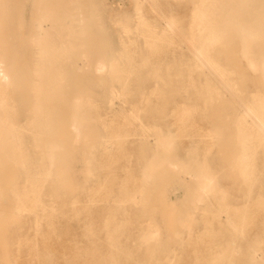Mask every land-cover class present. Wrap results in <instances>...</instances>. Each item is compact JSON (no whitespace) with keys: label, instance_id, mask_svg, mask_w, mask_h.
<instances>
[{"label":"rangeland","instance_id":"1","mask_svg":"<svg viewBox=\"0 0 264 264\" xmlns=\"http://www.w3.org/2000/svg\"><path fill=\"white\" fill-rule=\"evenodd\" d=\"M38 1L0 8V264H204L191 240L202 237L205 254L228 253L212 264H253L254 249L264 264V126L249 108L264 100V0H57L44 30L60 52L44 60ZM202 170L216 184L203 209ZM32 180L39 201L22 204Z\"/></svg>","mask_w":264,"mask_h":264},{"label":"bare ground","instance_id":"2","mask_svg":"<svg viewBox=\"0 0 264 264\" xmlns=\"http://www.w3.org/2000/svg\"><path fill=\"white\" fill-rule=\"evenodd\" d=\"M233 1V0H232ZM249 1H252V0H249ZM39 4L37 3V7H36V11H35V15H34V18H33V29H32V33H31V42L32 44L34 45H40V48L36 53H38L40 59L44 60V58L48 57V55L52 54L53 57H58L59 56V50L53 46H51V44L49 43V35H48V32L44 29H46V27L48 26V23H46V21L48 20V18L52 17V18H55V16L58 15L59 11H57L56 8H58V4L59 2H57V0H40L38 1ZM136 3V2H135ZM3 7V2L2 0H0V8ZM138 8V7H137ZM223 8V7H222ZM229 9V8H228ZM62 14H64L63 18L70 22L69 23V26L68 28L72 30V18L70 16V13L63 10L61 11ZM191 14V12H189ZM194 14V13H193ZM200 14V13H199ZM83 15V14H82ZM192 15V14H191ZM193 16V15H192ZM196 17V15H195ZM56 19V18H55ZM203 19V16L201 15L199 20H197L200 23H202ZM194 20V19H193ZM3 21V16L2 14L0 13V67L3 63V59H2V56H1V52H2V49H3V44L5 43V41L3 40V37H4V34H5V29L4 27H2V22ZM238 21V20H236ZM81 22V21H80ZM261 24V27L264 26V20H260L259 21V25ZM143 28L147 29V24L146 23H143ZM236 25V24H235ZM239 25V24H238ZM197 26V25H196ZM189 27V26H188ZM194 28V27H193ZM241 28V27H240ZM200 33H203L202 30H199ZM245 34V37L246 35H248L247 32H243ZM214 35V34H213ZM212 36V35H211ZM244 36V35H243ZM81 37V36H80ZM215 37H217L215 35ZM239 37V36H238ZM236 38V37H235ZM247 39V38H246ZM248 40V39H247ZM250 40V39H249ZM213 42V41H212ZM214 43V42H213ZM245 43V42H244ZM72 47V46H71ZM240 48V47H239ZM28 49V48H27ZM67 49V48H66ZM27 51V50H26ZM33 53V52H32ZM76 53V52H74ZM28 54V53H27ZM33 55V54H32ZM37 55V54H36ZM247 56V55H246ZM81 57V56H79ZM83 58V57H82ZM80 59V58H79ZM109 59V58H108ZM46 60V59H45ZM206 63V62H205ZM39 64V63H38ZM37 64V66H38ZM50 65V64H49ZM96 65H97V62H96ZM95 65V66H96ZM246 65V63H245ZM46 65L43 64L39 69H36L35 65L33 64L32 65V71L33 72H37L38 71H44L46 70ZM54 70H58L57 69V66L54 65ZM84 67V66H83ZM86 67V66H85ZM88 67V66H87ZM94 67V66H93ZM225 68V67H224ZM250 68H251V65H250ZM261 68V66H260ZM86 69V68H85ZM99 69L100 70H104V66L102 64L99 65ZM96 70V69H94ZM93 70V71H94ZM98 70V69H97ZM112 71H117L118 70V66H112L111 68ZM197 70V69H196ZM3 71H5L3 69ZM86 71V70H85ZM213 71V70H212ZM262 71V70H261ZM107 72V71H106ZM206 72V71H204ZM260 72V71H259ZM98 73V72H97ZM190 73V72H189ZM39 74V73H38ZM214 74V73H213ZM219 74V73H218ZM260 75V74H259ZM4 76L3 72H2V69H0V78H2ZM216 77V76H215ZM219 77V76H218ZM217 77V79H218ZM7 78V77H5ZM187 79V78H186ZM263 79V78H262ZM6 80V79H5ZM219 80V79H218ZM34 81V80H33ZM221 82V81H220ZM187 83V82H186ZM191 85V84H190ZM11 90V89H10ZM175 90V89H174ZM184 92V91H182ZM33 94V93H32ZM121 97V96H120ZM5 98V97H4ZM113 99V98H112ZM36 100V99H35ZM108 100V99H107ZM77 101V100H76ZM35 102V101H34ZM72 102V101H71ZM246 102V101H245ZM108 103V102H107ZM242 103V102H241ZM243 105V104H242ZM244 106V105H243ZM256 109L255 107L252 109V107H249L252 111H253V114H254V119L256 118L258 120V122L260 123V125L264 126V100L261 98L259 100V102L257 103L256 105ZM245 107V106H244ZM247 109V108H246ZM244 110L240 116H239V120L243 121V124L246 125V127H249V128H252L254 130H257L259 132L260 135H262V132L260 130V128H258L259 126L256 124V122L254 120H248V110ZM33 110V109H32ZM3 113V112H2ZM125 113V112H124ZM35 116V115H34ZM131 119V118H130ZM237 119V118H235ZM6 122V121H5ZM72 122V121H71ZM25 124V123H24ZM13 125V124H12ZM27 125V124H25ZM141 125V124H140ZM74 129H76V124L75 122L72 123L71 125ZM235 126V125H234ZM71 127V128H72ZM176 127V126H175ZM72 128V129H73ZM101 128V126H100ZM102 129V128H101ZM3 128H2V124H1V121H0V146H2L4 143H7L8 144V141L6 138H3L2 137V134H3ZM206 130V129H205ZM103 131V129H102ZM159 131V130H158ZM74 133V131H72ZM237 132V130H236ZM236 137V136H235ZM75 138V137H73ZM143 139V138H142ZM74 140V139H73ZM236 140V139H235ZM117 142V141H116ZM237 142V141H236ZM159 143V142H158ZM157 145V144H156ZM57 146V145H56ZM240 146V145H239ZM154 148V147H153ZM20 150H21V147H20ZM24 151V150H23ZM249 151V150H248ZM3 152V151H2ZM240 152V151H239ZM248 153V152H247ZM7 156V154H6ZM21 158V160H26L27 159V155L25 153L22 152V154L19 156ZM237 157V156H236ZM235 157V158H236ZM207 158V157H206ZM10 160V159H9ZM14 162V161H13ZM23 162V161H22ZM16 163V162H15ZM15 163H13L14 165H16ZM235 163V162H234ZM158 166V165H157ZM172 166V165H171ZM242 166H243V173L246 174L248 172V168L250 166V163H249V156L247 154H243L242 155ZM22 167V166H20ZM175 167V166H174ZM22 170V169H21ZM144 170V169H143ZM221 170V169H220ZM23 171V170H22ZM24 173V172H22ZM151 175L154 174L153 171L150 172ZM238 173V172H237ZM25 175V174H24ZM239 175V174H238ZM190 176V175H189ZM195 181L197 183V194H196V199H197V204H196V207L197 208H202L200 207L201 206V203L203 200H206L208 199V195L209 193L213 192L216 188V184H215V178L209 174V172L207 170H202V171H199L197 172L195 175ZM240 177V175H239ZM191 178V177H190ZM24 181H25V178H24ZM32 185L29 186V189L25 190L24 193L22 194V198H21V201H22V204H26V201L29 200V201H33L35 203H37V200L38 198H34V195H39V190H38V187L39 186H36V180H32ZM195 183V184H196ZM246 192V191H245ZM247 193V192H246ZM8 194V192H7ZM8 196V195H7ZM9 197V196H8ZM192 197V196H191ZM213 197L219 201L217 203L218 205V208H216L215 210L212 211V216L213 217H217V221H220L218 222L219 223V226H223L225 225V223L222 221L221 222V217H223L222 215V200L226 199V196L223 194V193H213ZM131 199V198H130ZM39 201V200H38ZM133 204V203H132ZM195 207V206H194ZM41 209V208H40ZM203 209V208H202ZM208 209V208H207ZM79 213V212H78ZM82 213V212H81ZM86 214L89 213L88 211L85 212ZM234 216L236 217H240V216H247V215H250V217L254 216L256 214V211L253 210H249L248 208L245 210V212H242L241 210H235L234 212H232ZM191 216V215H190ZM192 217V216H191ZM190 217V218H191ZM243 218V217H242ZM245 220V218L243 219ZM226 224H228L229 226L227 227H230V225H232V221L231 220H227L226 221ZM35 226V225H34ZM103 227V225H102ZM36 228V227H35ZM149 232L147 233V235H143L142 237H146V238H150V237H153V232L155 231L154 227H150ZM235 233V232H234ZM104 235V234H103ZM110 235V234H109ZM108 235V236H109ZM111 236V235H110ZM169 236V235H168ZM203 238V237H202ZM202 238H193L191 239L192 240V245L195 246V248L193 249V252L195 254V261H200L201 263L204 262V264H212V263H220V262H223L225 257L227 256L228 253L226 252H220L218 253V255L216 256H210L209 254L207 255V253L205 254V252L202 251V248H200L204 243L202 240ZM196 239H199L198 241ZM42 242V241H41ZM31 246H34V244H32ZM138 247H145L147 248V244L144 243V242H141L140 245H138ZM257 250L254 249L253 251H251V253H248V255H244L245 257V260L249 261V262H252L253 264H260L261 263V256L260 258H256L255 257V252ZM224 256H222V255ZM245 254V253H244ZM142 262V260H140ZM37 264H59V260L57 259H54V258H40L38 259L37 261Z\"/></svg>","mask_w":264,"mask_h":264}]
</instances>
